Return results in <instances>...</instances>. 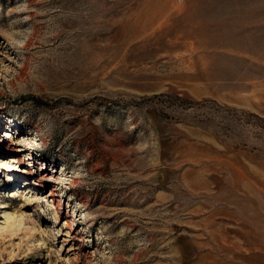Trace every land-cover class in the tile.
<instances>
[{
  "label": "rangeland",
  "instance_id": "374dc122",
  "mask_svg": "<svg viewBox=\"0 0 264 264\" xmlns=\"http://www.w3.org/2000/svg\"><path fill=\"white\" fill-rule=\"evenodd\" d=\"M7 214L0 264H264V0H0Z\"/></svg>",
  "mask_w": 264,
  "mask_h": 264
},
{
  "label": "bare ground",
  "instance_id": "6f19581e",
  "mask_svg": "<svg viewBox=\"0 0 264 264\" xmlns=\"http://www.w3.org/2000/svg\"><path fill=\"white\" fill-rule=\"evenodd\" d=\"M7 136H9L7 134ZM19 192V191H18ZM27 195H29L30 201L33 203L35 200V196H33L32 194H30V191L27 192ZM6 221H5V226L3 228H0V231L3 232H9L11 234H13L14 231H18L21 228V225L23 224L22 222V217H19L18 219L14 216L11 217L8 214L6 215ZM58 231L60 230V228H56ZM53 234H57V233H53Z\"/></svg>",
  "mask_w": 264,
  "mask_h": 264
},
{
  "label": "trees",
  "instance_id": "16d2710c",
  "mask_svg": "<svg viewBox=\"0 0 264 264\" xmlns=\"http://www.w3.org/2000/svg\"><path fill=\"white\" fill-rule=\"evenodd\" d=\"M30 99H31L35 104H38V105H46L45 102L41 101L39 98H36V97H30Z\"/></svg>",
  "mask_w": 264,
  "mask_h": 264
}]
</instances>
